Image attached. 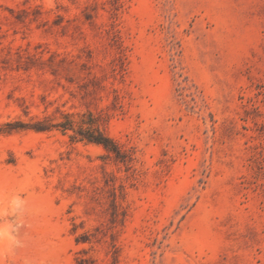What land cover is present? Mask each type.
Segmentation results:
<instances>
[{
    "label": "rangeland",
    "instance_id": "1",
    "mask_svg": "<svg viewBox=\"0 0 264 264\" xmlns=\"http://www.w3.org/2000/svg\"><path fill=\"white\" fill-rule=\"evenodd\" d=\"M0 264H264V0H0Z\"/></svg>",
    "mask_w": 264,
    "mask_h": 264
},
{
    "label": "trees",
    "instance_id": "2",
    "mask_svg": "<svg viewBox=\"0 0 264 264\" xmlns=\"http://www.w3.org/2000/svg\"><path fill=\"white\" fill-rule=\"evenodd\" d=\"M60 126L64 130L68 129L64 125H60ZM40 128H44V127H38L37 130H43ZM77 134L79 135V140H85V141L90 142V143L102 145L104 148H106L108 150L115 151V144L113 143V141L100 132H98V133H77ZM73 138H76V137H73Z\"/></svg>",
    "mask_w": 264,
    "mask_h": 264
}]
</instances>
